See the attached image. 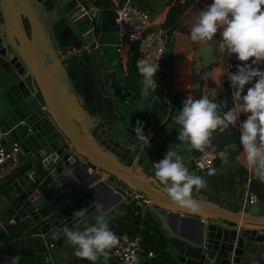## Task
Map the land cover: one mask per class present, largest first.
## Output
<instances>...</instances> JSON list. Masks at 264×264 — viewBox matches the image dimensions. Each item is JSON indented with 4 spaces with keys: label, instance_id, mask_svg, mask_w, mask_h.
I'll list each match as a JSON object with an SVG mask.
<instances>
[{
    "label": "water",
    "instance_id": "95a60500",
    "mask_svg": "<svg viewBox=\"0 0 264 264\" xmlns=\"http://www.w3.org/2000/svg\"><path fill=\"white\" fill-rule=\"evenodd\" d=\"M97 16L87 0H0V131L9 130L1 139L20 148L0 196L20 200L12 220L22 238L37 252L62 247L65 237L54 238L53 230L94 223V203L106 218L120 213L136 192L147 198L181 263L264 259V204L194 189L199 211L179 207L154 167L142 163L144 147L115 139L110 125L97 123L113 113L108 98L101 100L91 60ZM170 49L166 44L160 77ZM84 207L87 219L77 225L73 213Z\"/></svg>",
    "mask_w": 264,
    "mask_h": 264
},
{
    "label": "crops",
    "instance_id": "0c3cea01",
    "mask_svg": "<svg viewBox=\"0 0 264 264\" xmlns=\"http://www.w3.org/2000/svg\"><path fill=\"white\" fill-rule=\"evenodd\" d=\"M123 1L125 0H88V4L95 6L98 10V16L94 18V26L97 27L98 32L95 33L93 29V39L96 41V45L93 49H90L91 60L95 58L96 65H93V67L98 76L99 85L102 81V85H100L102 94L110 97L113 101V113H107L106 119L97 120V123L105 126L110 125L107 130L111 132L115 139L129 141L133 146L139 147L142 142L137 138L134 129L137 127V121H140L143 125L144 135L149 136L151 134L149 137L150 146H145L144 151L141 153V158H145L143 161L144 166L151 167L154 163L164 159L170 145L175 147V145L181 143L177 138L180 126L176 124L175 118L188 96L199 99L201 96L206 95L214 102H224L226 106L220 109L221 112H227L233 107L230 81L228 79L229 71L226 66L228 54L221 55L216 48V44L222 39L219 31L212 41H192L190 37L191 29L184 24L183 15L177 27L173 29L174 38L169 55L172 66L171 77L166 75L155 79L158 87L154 93L147 97L141 96V93L133 92L134 90L130 89L125 80L130 74L126 63L129 44L116 32L111 14H114L117 3ZM132 1L145 9L148 8L151 15L154 13L155 16L152 17V22L158 25L163 21L169 6V0L165 5L157 3L156 5L153 0ZM144 5L147 7H144ZM233 55L236 56V54ZM235 63L237 69L238 66L243 64L238 58ZM248 63H251V61ZM259 67L264 69V63ZM255 82L254 79L252 84L246 85L252 86ZM242 115L248 114L241 113L238 123H240ZM225 150L226 159L219 166L222 179L226 178L229 172L239 166H243L247 170L243 148L232 158L230 155L234 149L227 148ZM194 152L195 150L182 149L179 154L183 157L184 164L190 173L206 178L204 170H195L192 165V159L196 156ZM16 163L15 156L0 164V186ZM137 168L138 170L141 169L140 166H137ZM248 183L247 171L246 181L242 187L236 184L233 189L228 190L229 187L224 184L221 190L215 191L207 184L206 188L203 189L208 193L219 194L224 198L236 197L239 203L242 204L243 194ZM257 202L264 204V198L258 197ZM7 205L8 201L0 196V230L3 229V233H0V243L2 244L0 245V264H11V258L16 255L21 256L19 264H82L77 261L79 258L74 255L75 248L68 243L66 238L63 240L62 247H52L55 252L50 249L47 252H37L31 244L22 238V234L15 238L7 232L2 227ZM145 213L146 210H143L141 215ZM118 218L119 213L110 215L106 219L110 226ZM10 222L13 223L14 221L11 219ZM162 236L167 245L166 250L172 259L176 261L175 263L183 264L176 258L174 249L163 233ZM12 243H14V246L8 251L7 248ZM149 251L152 250L145 253L143 249L140 264H159L153 262L156 254L152 251L153 255H148ZM234 264H264V259L256 256H244L240 262Z\"/></svg>",
    "mask_w": 264,
    "mask_h": 264
},
{
    "label": "clouds",
    "instance_id": "9594fccd",
    "mask_svg": "<svg viewBox=\"0 0 264 264\" xmlns=\"http://www.w3.org/2000/svg\"><path fill=\"white\" fill-rule=\"evenodd\" d=\"M218 31L222 37L216 44L218 53H227L229 56L236 54L238 60L243 62L235 73H228L234 90V106L227 112H221L220 109L226 106L224 102H214L206 95L199 99L188 96L175 118L176 124L180 126L177 138L181 143L175 147L170 145L164 159L153 165L155 178L163 185V191L169 199L193 213L199 211L193 190L199 192L206 188L207 181L189 172L179 152L182 149L196 150L203 154L202 158L214 159L218 156L225 160L226 150L217 152L212 144L213 133L217 129L237 127L241 113L248 115L239 123V142L246 154L247 165L254 171L256 178L264 182V71L259 67L264 63V0H213L205 10L199 12L197 22L190 30V37L194 42L212 41ZM137 68L142 77L141 96L147 97L158 87L154 79L158 64L140 60ZM254 79L256 82L248 88L246 95H242L245 85L252 84ZM134 131L144 146H150L151 134L144 135L140 121H137ZM226 148L235 149V145ZM216 171L209 167L207 174L212 176ZM94 208L99 213L94 223L85 224L82 230L79 227H60L53 230L52 234L54 238L62 234L74 246L76 257L93 264L103 257L104 264H107L109 251L119 244V237L110 230L105 215L100 211L101 205L94 203ZM88 211L89 208L84 207L73 213L77 225L87 219ZM20 260V255L13 256L11 264H19Z\"/></svg>",
    "mask_w": 264,
    "mask_h": 264
},
{
    "label": "trees",
    "instance_id": "16d2710c",
    "mask_svg": "<svg viewBox=\"0 0 264 264\" xmlns=\"http://www.w3.org/2000/svg\"><path fill=\"white\" fill-rule=\"evenodd\" d=\"M194 0H169V6L166 11L165 17L161 22L160 26L165 29L166 33L169 35L173 33V29L177 27L178 22L181 17L186 13V10L192 5ZM213 1V0H212ZM94 32L97 33L98 29L94 26ZM129 47L127 51V68L130 74L125 78L127 84L133 92H137V94L141 93V85L140 81L142 80L141 75L136 70L135 67V59L138 55V43L137 42H129ZM172 46V42H170ZM171 53V50H170ZM171 59L169 58V62L167 64V77H171L172 68H171ZM94 68V67H93ZM95 72V69H94ZM96 73V72H95ZM156 79V78H154ZM101 100L108 98L109 104L112 106L113 110V101L110 97L104 96L102 94L101 87L99 85ZM247 118V115H242L240 117V122L244 121ZM239 123L237 127L229 126L228 129L218 130L213 134L212 144L216 147L217 152L227 149L228 145H235V149L231 152V158L239 153L242 150V146L239 142ZM195 155L200 154V152L195 150ZM223 160H221L218 156L213 159V163L210 167L215 168L216 174L209 176L207 174L208 168L204 169L206 173V181L207 184L215 191L221 190L224 187V184L227 185L231 190L234 188L236 184L239 186H243L246 181L247 170L243 166H239L237 169L229 172L226 178L222 179L221 170L219 166ZM220 185V186H219ZM248 188L252 192H255L258 197L264 196V187L263 182L260 179L251 178L248 183ZM20 203L19 199H12L8 201L7 210L3 216L2 227L9 233H11L15 238L19 237L22 232L20 228L19 222H10L13 214L18 208ZM110 230L114 232L118 237L122 232H127L129 236L133 237L137 233L141 236V245L147 253L148 250H152L156 256L153 259L155 263H167V264H176L175 260L169 255L166 250L167 245L162 236V230L158 221H156L152 215L146 211L144 215H141L139 211V207L130 203L126 206V208L119 213V218L115 220V222L111 223L109 226ZM14 243H12L7 250L10 251ZM113 249V248H112ZM112 249L109 251L111 253ZM78 258V257H76ZM82 264H93V262L79 258L77 260ZM76 263V262H74ZM94 264H104L103 257L99 259V261L94 262ZM107 264H115L111 254H109V259ZM144 264V263H143Z\"/></svg>",
    "mask_w": 264,
    "mask_h": 264
},
{
    "label": "built area",
    "instance_id": "2783aa9c",
    "mask_svg": "<svg viewBox=\"0 0 264 264\" xmlns=\"http://www.w3.org/2000/svg\"><path fill=\"white\" fill-rule=\"evenodd\" d=\"M114 28L118 35L127 43H138V55L135 59L136 70L138 71L137 62L140 60H147L154 65L158 64V71L154 77L158 79L160 60L163 56V50L166 44H170V42H172L174 38L173 33L168 35L165 29L152 22V17L149 10L137 5L132 0H125L122 3H117L116 7L114 8ZM236 61L237 56L233 54L231 56L228 55L226 66L229 72L235 73L238 70L235 63ZM260 69L264 71V69ZM250 87L252 86L246 85L242 95H246L247 90ZM230 89L231 93H233L234 90L231 87V83ZM232 106H234L233 100ZM8 132L9 130L4 132L0 131V164L7 159L17 156L20 150L16 141H2L1 136ZM149 144H151L150 138ZM140 145L145 147L143 143ZM202 157V153L193 157L192 162L195 170H204L212 165V157H208L207 159ZM209 160L211 161L210 164ZM246 167L248 171V180L250 181L251 178H256L254 171L250 169L248 165H246ZM129 201L138 206L140 212L143 210L147 211L148 202L146 197L136 192H131ZM257 201V194L249 190L247 186L246 191L243 194L242 203L254 204ZM50 246L53 245L50 244ZM142 253L143 247L141 245V236L136 234L135 236L131 237L127 232H122L119 235V244L112 249L111 256L115 264H140V256ZM148 255H153L152 251H149Z\"/></svg>",
    "mask_w": 264,
    "mask_h": 264
},
{
    "label": "rangeland",
    "instance_id": "374dc122",
    "mask_svg": "<svg viewBox=\"0 0 264 264\" xmlns=\"http://www.w3.org/2000/svg\"><path fill=\"white\" fill-rule=\"evenodd\" d=\"M88 1V0H87ZM153 2L156 4H162V5H165L167 3V0H153ZM139 3V2H137ZM212 3V0H194L192 5L186 10V13L184 14V17H183V22L184 24L186 25V27H189L190 29L192 28V26L197 22L198 20V16H199V12L202 11V10H205L206 7L208 5H210ZM156 4V5H157ZM144 7H147L146 5H144ZM148 10V8H146ZM151 11V9H150ZM112 14V18L114 20V14ZM155 16L154 13H152L151 17ZM111 18V19H112ZM145 158L142 157V163L144 161ZM193 165V164H192ZM205 173V171H204ZM210 187V186H209ZM260 198H264V196H261ZM132 203V202H131ZM133 204V203H132ZM3 244H5V242H3ZM0 245H2L0 243ZM51 251L55 252V249H50ZM49 251V250H47ZM46 251V252H47ZM49 255V254H48ZM47 255V256H48ZM141 257V256H140Z\"/></svg>",
    "mask_w": 264,
    "mask_h": 264
}]
</instances>
